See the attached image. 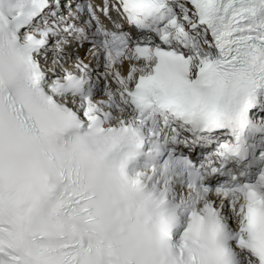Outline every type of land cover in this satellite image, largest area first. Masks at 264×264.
<instances>
[{
    "label": "snow or ice",
    "instance_id": "obj_1",
    "mask_svg": "<svg viewBox=\"0 0 264 264\" xmlns=\"http://www.w3.org/2000/svg\"><path fill=\"white\" fill-rule=\"evenodd\" d=\"M0 264H264V0H0Z\"/></svg>",
    "mask_w": 264,
    "mask_h": 264
}]
</instances>
